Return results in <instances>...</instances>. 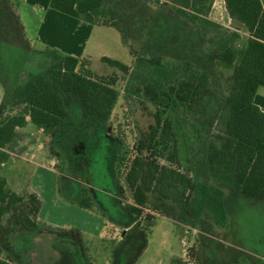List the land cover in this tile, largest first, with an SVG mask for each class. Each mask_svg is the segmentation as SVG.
<instances>
[{
    "label": "rangeland",
    "instance_id": "obj_1",
    "mask_svg": "<svg viewBox=\"0 0 264 264\" xmlns=\"http://www.w3.org/2000/svg\"><path fill=\"white\" fill-rule=\"evenodd\" d=\"M106 5L120 7V28L101 27L104 41L98 47L93 37L89 51L96 73L106 75L113 69L101 60L103 54L132 64L131 51L145 55L161 53L169 61L191 60L210 72L213 86L194 110L183 114L186 136L181 132L179 137L182 165L197 179H204L201 171L205 153L217 133L216 114L230 92L232 70L209 65L202 54L210 51L221 32L230 37V31L239 32L242 26L228 13L225 0H215L209 14L223 29L179 15L173 0H107ZM243 43L242 38L239 44ZM6 47L4 42L0 43L8 82L12 84L9 88L13 89L18 70L31 71L34 67L26 59L28 54L22 51V46ZM5 48L10 49L9 53ZM117 73L120 95L111 123L97 124L82 115L79 106L72 102L76 119L64 122L57 129L41 155L32 158L29 153L26 156L31 162L16 159L0 168V176L7 177L11 186L20 190L19 194L29 197L33 192L26 191L32 190L39 195L45 221L78 222L89 230L76 235L59 228H26L23 218L30 212L27 198L0 221V240L6 255L15 264H264V206L257 202L245 206V202L229 198L230 206H234L232 216L227 224L216 225L208 215L192 220L183 208L149 195V202L159 205L161 211L147 210L138 227L120 190L114 158L121 144L120 136L128 150H132L139 137L148 138L156 106L139 95L125 97L130 80L118 69ZM10 105L8 114L25 107L22 102ZM27 128L39 134L34 123L30 122ZM52 151L57 153L54 152L56 163L46 156L48 152L53 154ZM161 160L168 162L165 158ZM82 185L89 187L98 209L66 205V197L71 202L80 197ZM147 213L154 214L155 219L149 221ZM31 217L35 215L31 213ZM104 219L109 226H105L107 233L104 231L99 237ZM115 224L118 229L113 227ZM121 226L131 229L124 231Z\"/></svg>",
    "mask_w": 264,
    "mask_h": 264
},
{
    "label": "trees",
    "instance_id": "obj_2",
    "mask_svg": "<svg viewBox=\"0 0 264 264\" xmlns=\"http://www.w3.org/2000/svg\"><path fill=\"white\" fill-rule=\"evenodd\" d=\"M106 1L51 0V6L93 24L120 28V7L107 6ZM5 2L0 0V16ZM173 2L176 12L190 21L224 28L209 18L215 0ZM225 3L230 16L246 27L250 37L240 45V32L228 28L231 36L221 32L210 51L202 54L209 65L232 70L230 92L216 114L217 133L205 153L201 171L204 179H197L182 165L179 137L184 132L183 114L194 110L204 93L212 88V76L191 60L169 61L157 52L145 55L131 51L132 64L103 56L102 60L113 68L107 75L93 71L88 59L59 53L47 73L29 86L23 109L8 114L7 103H0V164L10 159L6 147L16 137L17 129L26 126L27 115L47 133H55L64 122L76 119L71 108L75 102L86 118L100 125L111 123L120 95L118 69L130 80L125 97L139 95L156 106L148 138L139 137L132 150H128L120 136L121 144L114 158L120 190L138 227L147 210L161 211L159 205L149 202V195L183 208L192 220L208 215L216 225L227 224L230 216L224 187L241 192L249 200L264 199V111L255 103L258 88L264 86V4L261 0H225ZM2 73L0 68V80ZM182 136H186L185 132ZM27 198L30 212L23 218L24 226L54 230L37 220L42 205L39 196L31 193L27 197L13 191L1 176L0 221ZM74 202L98 209L87 185L81 186L80 197ZM155 217L147 213L149 221ZM0 264H15L6 255L1 240Z\"/></svg>",
    "mask_w": 264,
    "mask_h": 264
},
{
    "label": "crops",
    "instance_id": "obj_3",
    "mask_svg": "<svg viewBox=\"0 0 264 264\" xmlns=\"http://www.w3.org/2000/svg\"><path fill=\"white\" fill-rule=\"evenodd\" d=\"M261 1L264 4V0ZM238 23L240 24V27L242 26V30L239 31L241 39H245L246 43L250 37V33L241 22L238 21ZM101 27L115 26L93 24L84 19L61 12L51 6V0H7L3 5V10L0 16V43L4 42L6 46H8L6 48H12L13 46L15 47V45L19 47L22 46V51H25L28 54L26 59L32 63L31 65L34 68L31 71L26 69L18 70L17 76L15 77L16 85H14L13 89H10L9 85L12 84H9L8 82V70L0 50V68L3 70L2 78L0 80V103L6 102L8 107L11 106L10 104L16 102L23 103V99L29 86L40 75L47 73L50 66L56 62L59 53L63 55H73L80 59H88L92 69L93 56L90 54L89 45L93 42V37L95 38L94 45L96 47L104 41V31L100 29ZM243 30L245 31L243 32ZM16 35H18V37ZM96 47L95 49H97ZM6 48V52L8 51L7 53H9L10 49ZM103 56L106 55L103 54L102 57ZM48 60L51 61L49 64H47ZM112 72L113 69L110 73ZM255 103L264 111V86L258 88L255 95ZM15 111L16 109L11 112V114L18 112ZM30 122H32L31 118L27 115L26 126L17 129L16 137L6 147V151L10 154V159L7 162L1 163L0 168L7 166L11 161L16 159L29 163L32 160L26 155L32 153V158H35L38 157V155H41V152L46 150V145L50 143L52 139L51 137L54 133H47L44 128L37 126L38 133L43 135L42 139L39 134H36L34 131L27 128ZM54 152L56 153V151ZM54 152L53 154L49 152L46 153V156L51 160V163L57 162ZM5 178L7 179L9 187L17 193H20V190L16 187L13 188L10 180L7 177ZM224 188L226 191V203L229 207V213L231 216L232 207L234 206H230L228 201L229 198H233L235 201L241 200L243 203H246L245 206H249L253 202H257L264 206V199L249 200L239 191L228 187ZM26 192L36 193L32 190H27ZM66 199L65 202L69 208L75 207L76 205L79 206L77 203L73 201L71 202L70 198L66 197ZM235 204L236 203H234V205ZM79 207L82 209H88L81 206ZM43 210L44 206H41L38 213V219L40 222L45 223L48 226L59 228L61 230H71V232L76 235H79V231L82 232L84 229L89 230L78 222L67 224L60 222H47L42 216ZM101 223V231L100 234L97 235H100L99 237L103 235L104 231L107 233L105 226H109L107 225L106 220H102ZM114 226H117L116 229L119 228L116 224L113 225V227ZM121 227L124 231L128 230V227ZM130 229L131 228H129V230ZM87 236L91 237L90 235ZM94 238H96V236H94Z\"/></svg>",
    "mask_w": 264,
    "mask_h": 264
}]
</instances>
